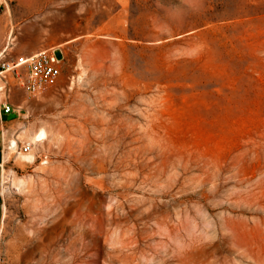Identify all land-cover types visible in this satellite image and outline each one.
Instances as JSON below:
<instances>
[{
	"label": "rangeland",
	"instance_id": "obj_1",
	"mask_svg": "<svg viewBox=\"0 0 264 264\" xmlns=\"http://www.w3.org/2000/svg\"><path fill=\"white\" fill-rule=\"evenodd\" d=\"M29 1L0 0V53L66 58L14 122L48 138L5 166L2 263L264 264V0Z\"/></svg>",
	"mask_w": 264,
	"mask_h": 264
},
{
	"label": "built area",
	"instance_id": "obj_2",
	"mask_svg": "<svg viewBox=\"0 0 264 264\" xmlns=\"http://www.w3.org/2000/svg\"><path fill=\"white\" fill-rule=\"evenodd\" d=\"M3 3L0 2V8ZM0 53V77L4 85L5 100L0 102V112L12 113L15 108L11 104L14 94L9 75L16 84L21 86L31 98H39L51 89L58 88L63 77V59L58 55L57 48L46 49L31 55L23 54L16 57H6ZM19 151L31 153L33 145L20 140ZM2 263V261L0 260Z\"/></svg>",
	"mask_w": 264,
	"mask_h": 264
},
{
	"label": "bare ground",
	"instance_id": "obj_3",
	"mask_svg": "<svg viewBox=\"0 0 264 264\" xmlns=\"http://www.w3.org/2000/svg\"><path fill=\"white\" fill-rule=\"evenodd\" d=\"M39 0H30L29 4H37L36 2ZM38 5V4H37ZM36 10V8H35ZM30 12V9L29 11ZM60 14H55L54 19H57ZM48 20L47 18L44 21ZM34 27H37L36 24ZM34 35V34H31ZM26 38V36H25ZM14 41V40H13ZM12 39L6 45L4 49V54L9 49H12ZM61 47L62 45L55 46L54 48ZM45 50V49H43ZM40 52V51H39ZM1 77H0V100L3 96H5V92L1 91ZM26 116V114H24ZM2 126V125H1ZM3 132L4 144H5V162L8 164L11 160L16 157L22 164H32L36 162V155L35 153L31 152L28 154L22 153L19 151L20 140H26V142L32 145H42L46 139L48 138L47 131L44 127L35 130L34 128H28L26 126H22V131L19 135L9 131L5 128V126L1 127ZM9 180L7 169L4 167L3 173V192L6 190V183ZM13 186L17 188H21L25 185V180L22 178H14L12 180ZM64 200V199H63ZM67 204V202H66ZM68 213L69 209L67 206L63 207L60 213L54 214L47 220H43L42 223H36V231L35 236L33 238H28L30 247L26 251V256H36V255H43L46 252L47 247L50 248L54 245L57 240L62 238L68 232Z\"/></svg>",
	"mask_w": 264,
	"mask_h": 264
},
{
	"label": "crops",
	"instance_id": "obj_4",
	"mask_svg": "<svg viewBox=\"0 0 264 264\" xmlns=\"http://www.w3.org/2000/svg\"><path fill=\"white\" fill-rule=\"evenodd\" d=\"M3 47V37H2V28H1V15H0V52ZM62 53V59L63 62L66 58V53L63 48H57V53ZM34 53H30L28 55H31ZM63 75H64V66H63ZM63 78V77H62ZM62 81V79H61ZM9 82L12 85L14 94L11 97V104L14 106L15 110L10 113V114H3L0 112V240L2 238V233H3V226L5 222V200H4V194L2 191V182H3V173H4V167L6 166L5 162V144H4V138H3V132L1 127L5 126V128L9 131H14L16 124L14 123L18 119V112L24 106V103L28 101L29 99H32L25 89H23L21 86L15 83L13 77L9 76ZM3 80H1V86H3ZM27 98V99H26ZM5 100V96L2 97L0 102H3ZM17 114V116L13 119H8L6 120V116L12 115V114ZM2 125V126H1ZM0 264H3L0 262Z\"/></svg>",
	"mask_w": 264,
	"mask_h": 264
}]
</instances>
